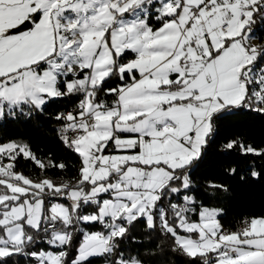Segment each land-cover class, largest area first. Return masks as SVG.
<instances>
[{
	"label": "snow or ice",
	"instance_id": "6c2138e0",
	"mask_svg": "<svg viewBox=\"0 0 264 264\" xmlns=\"http://www.w3.org/2000/svg\"><path fill=\"white\" fill-rule=\"evenodd\" d=\"M262 33L264 0H0V125L75 102L55 120L79 160L57 183L48 170L68 165L0 142V264H142L124 247L140 221L190 264H264V215L229 231L193 186L225 113L264 116Z\"/></svg>",
	"mask_w": 264,
	"mask_h": 264
},
{
	"label": "trees",
	"instance_id": "16d2710c",
	"mask_svg": "<svg viewBox=\"0 0 264 264\" xmlns=\"http://www.w3.org/2000/svg\"><path fill=\"white\" fill-rule=\"evenodd\" d=\"M257 40L263 41L264 33ZM74 103H51L43 114H36L31 119L22 117L5 121L0 125V142L26 143L41 160L68 165L63 174L55 168L48 170L47 175L57 183L74 178L79 160L61 142L57 129L60 123L55 120L58 112L72 109ZM237 138L264 147V116L246 109H233L225 113L217 121L213 140L193 172L194 195L209 207L223 209L220 220L225 229L234 228L244 218L264 215V175L260 179H252L249 172L253 166L257 171L264 172V161L251 155L244 156L238 148L228 150L224 147L226 142ZM233 168L236 169L234 176L229 174ZM16 170L32 178L45 175L34 162L23 158L19 159ZM210 183L226 185L229 193L206 192ZM93 230H100L99 226ZM124 247L127 249L126 255L137 256L142 264H190L187 256L174 250L173 240L168 235L158 229H147L143 221L131 229ZM19 264L26 262L20 259ZM96 264H103V261L97 260Z\"/></svg>",
	"mask_w": 264,
	"mask_h": 264
},
{
	"label": "built area",
	"instance_id": "2783aa9c",
	"mask_svg": "<svg viewBox=\"0 0 264 264\" xmlns=\"http://www.w3.org/2000/svg\"><path fill=\"white\" fill-rule=\"evenodd\" d=\"M71 110V109H70ZM60 124L58 125V127H57V129H58V133H59V128H60ZM59 135H60V133H59ZM245 219V218H244ZM244 219H242L239 223H237V225L234 227V228H232V229H227V230H229V231H236V230H238V229H241L244 225H243V221H244Z\"/></svg>",
	"mask_w": 264,
	"mask_h": 264
},
{
	"label": "crops",
	"instance_id": "0c3cea01",
	"mask_svg": "<svg viewBox=\"0 0 264 264\" xmlns=\"http://www.w3.org/2000/svg\"><path fill=\"white\" fill-rule=\"evenodd\" d=\"M252 44H253V46H257V47L261 46L260 44H262V46H263L264 40L260 42L257 39H253ZM61 202H64V201H61Z\"/></svg>",
	"mask_w": 264,
	"mask_h": 264
},
{
	"label": "rangeland",
	"instance_id": "374dc122",
	"mask_svg": "<svg viewBox=\"0 0 264 264\" xmlns=\"http://www.w3.org/2000/svg\"><path fill=\"white\" fill-rule=\"evenodd\" d=\"M253 41V40H252ZM252 41H251V43H252ZM261 46H262V44H260ZM261 46H259V47H261ZM7 162V161H6Z\"/></svg>",
	"mask_w": 264,
	"mask_h": 264
}]
</instances>
